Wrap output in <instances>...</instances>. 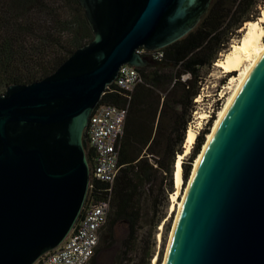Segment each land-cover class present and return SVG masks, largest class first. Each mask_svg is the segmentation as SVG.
<instances>
[{
  "label": "water",
  "instance_id": "95a60500",
  "mask_svg": "<svg viewBox=\"0 0 264 264\" xmlns=\"http://www.w3.org/2000/svg\"><path fill=\"white\" fill-rule=\"evenodd\" d=\"M212 0H80L94 38L37 82L0 94V264L57 247L88 191L89 116L138 50L185 37ZM165 264H264V52L221 116Z\"/></svg>",
  "mask_w": 264,
  "mask_h": 264
},
{
  "label": "trees",
  "instance_id": "16d2710c",
  "mask_svg": "<svg viewBox=\"0 0 264 264\" xmlns=\"http://www.w3.org/2000/svg\"><path fill=\"white\" fill-rule=\"evenodd\" d=\"M260 1L212 0L192 31L163 48L161 61H146L138 68L144 81L132 94L119 148L121 170L112 189V210L90 264H96L100 253L112 244L119 223L127 224L130 237L136 233L141 220V191L158 174H170L173 191V166L183 153L184 136L174 144L172 135L180 128L187 129L193 101L200 94L201 71L216 62L225 48L229 34L234 33L228 32V27L237 30L242 23L257 19ZM93 38L80 0H0V94L9 86L31 84L54 74ZM126 101L119 90L106 88L100 103L124 106ZM214 120L215 114L196 137L190 157L183 159L184 183ZM165 122L170 134L162 132ZM161 138L166 140L162 149ZM163 153L171 154L169 165L163 162ZM106 188V183L95 182L87 198H105Z\"/></svg>",
  "mask_w": 264,
  "mask_h": 264
},
{
  "label": "built area",
  "instance_id": "2783aa9c",
  "mask_svg": "<svg viewBox=\"0 0 264 264\" xmlns=\"http://www.w3.org/2000/svg\"><path fill=\"white\" fill-rule=\"evenodd\" d=\"M138 52L141 56L150 54L157 61L164 58L163 48H140ZM138 68L129 64L120 67L115 80L107 88L111 91L119 90L126 98V104L116 106L99 102L92 110L84 132L87 140V148L84 150L88 166L87 194L95 182H101L107 184V196L95 201L86 195L80 214L64 240L54 249L45 252L33 264H90L99 244L101 231L112 210V189L121 170L119 148L125 133L132 94L144 81ZM199 97L200 94L194 99V103H199ZM200 112L194 111V118L188 122L187 129L195 127ZM206 113L208 117L204 121L207 123L212 118V112ZM91 152L93 155H90Z\"/></svg>",
  "mask_w": 264,
  "mask_h": 264
},
{
  "label": "rangeland",
  "instance_id": "374dc122",
  "mask_svg": "<svg viewBox=\"0 0 264 264\" xmlns=\"http://www.w3.org/2000/svg\"><path fill=\"white\" fill-rule=\"evenodd\" d=\"M260 2L261 5L257 8L259 12L257 18L262 14V12H264V0H261ZM245 23L246 22L242 23V27H244ZM241 28L234 30L232 27H228V32L234 33L229 34L230 38L227 39L228 41L226 40L227 43L225 48L219 52L218 59H221L223 54L228 52L234 43H238L240 41L243 34ZM142 58L145 61H154L150 54H146ZM215 63L216 62H214L210 67L203 68L201 71L203 78L200 85L199 103H194L195 105L191 112V117H189L191 121L194 118L195 110L201 112L211 111L212 115L215 114L216 118L219 109L223 106L226 97L229 95L227 93V87L229 86L228 84L231 76L235 74L238 75V72L223 74L221 69L215 66ZM168 124L169 123L165 122V124L163 123L162 125V132L165 134L171 133ZM207 124L208 122L206 123L204 121L198 133L204 130ZM185 133L186 130L183 131V128H180L176 136L174 134L172 135V143H177L179 139L185 136ZM160 143H162V146L160 147L162 149L164 148L166 140L161 138ZM181 148L184 151V142L182 143ZM192 152L193 147L191 152L185 158L188 159ZM164 154L166 153H163V155ZM170 155L166 154L162 158L166 165L171 163ZM151 162H154V160L151 159ZM170 179V174L167 172L158 174L153 181L141 191V220L137 226L136 233L130 237L127 224L119 223L116 227L115 233L113 234L112 244L100 253L99 257H97L95 261L96 264H162L165 257L170 231L176 217V211H170L172 203L171 194L176 189L173 179V191L170 192ZM187 183L188 181L185 183L183 181L180 191L181 194L184 193ZM179 198H181V196H179ZM159 236H161V239H159ZM124 243L127 244V247L125 248Z\"/></svg>",
  "mask_w": 264,
  "mask_h": 264
},
{
  "label": "bare ground",
  "instance_id": "6f19581e",
  "mask_svg": "<svg viewBox=\"0 0 264 264\" xmlns=\"http://www.w3.org/2000/svg\"><path fill=\"white\" fill-rule=\"evenodd\" d=\"M264 12L255 20H249L245 23L244 27L241 28L242 36L238 43H234L231 49L223 54L221 59H218L215 63V66L221 69L223 74H229L238 72V75H233L230 78L229 86L227 87L229 94L223 106L219 109L218 115L216 116L214 123L210 132L206 135L205 142L202 146L200 153L197 155L196 159L194 160L191 175L189 177L188 183L185 187L184 193H180L182 184H183V159L191 152L192 146L195 144L196 137L198 135L199 129L202 127L204 120L208 117L206 112H200L199 117L196 121L195 127L191 126L187 129L184 138V151L183 153L178 154L174 164V183H175V191L171 194V208L170 211H176V217L173 223V227L170 231V235L168 238V243L166 247L165 257L162 261V264H165L167 252L169 250V246L171 243L173 231L178 220L179 213L183 206V202L185 200V196L187 194L188 188L191 184L192 178L197 171L200 162L208 148L212 136L215 132L217 124L225 112L227 106L229 105L230 101L232 100L234 94L238 90L239 86L241 85L242 81L246 77V75L251 71L253 66L255 65L258 58L264 52ZM181 196V198H179ZM161 239V236H159ZM155 264V263H154Z\"/></svg>",
  "mask_w": 264,
  "mask_h": 264
},
{
  "label": "flooded vegetation",
  "instance_id": "af4514ba",
  "mask_svg": "<svg viewBox=\"0 0 264 264\" xmlns=\"http://www.w3.org/2000/svg\"><path fill=\"white\" fill-rule=\"evenodd\" d=\"M210 4H211V3H210ZM209 7H210V6H209ZM208 9H209V8H208ZM207 11H208V10H207ZM206 13H207V12H206ZM206 13H205V14H206ZM205 14H204V15H205ZM204 15H203V16H204ZM203 16H202V18H203ZM202 18L200 19V21L202 20ZM200 21H199V22H200ZM199 22H198V23H199ZM197 25H198V24H197ZM197 25H196V26H197ZM196 26H195V27H196ZM195 27H194V28H195Z\"/></svg>",
  "mask_w": 264,
  "mask_h": 264
}]
</instances>
